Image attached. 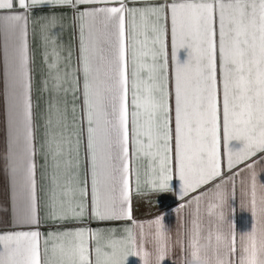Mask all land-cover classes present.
<instances>
[{
	"label": "snow or ice",
	"instance_id": "obj_1",
	"mask_svg": "<svg viewBox=\"0 0 264 264\" xmlns=\"http://www.w3.org/2000/svg\"><path fill=\"white\" fill-rule=\"evenodd\" d=\"M44 9L70 10L78 24L73 84L80 95L73 99L80 115L73 107L69 123L66 101L49 104L38 185L27 37L30 15ZM61 18L45 17V29ZM0 26L14 222L29 229L0 233V264H121L120 250L136 242L133 228L120 236L87 224L133 221V174L137 191L142 184L169 191L178 176L183 196L217 178L223 184L225 162L231 172L259 154L246 165L255 206L254 164L264 161V0H0ZM52 55L51 91L58 93L66 78L59 53ZM216 188L222 201L226 193ZM41 212L54 226L46 234L38 230ZM153 223L161 233V218ZM201 239L194 222L186 264H264V230L239 247L231 233H209L203 250ZM165 251L157 246L156 264Z\"/></svg>",
	"mask_w": 264,
	"mask_h": 264
},
{
	"label": "crops",
	"instance_id": "obj_2",
	"mask_svg": "<svg viewBox=\"0 0 264 264\" xmlns=\"http://www.w3.org/2000/svg\"><path fill=\"white\" fill-rule=\"evenodd\" d=\"M62 18L55 25H49L45 29L47 21L45 17L53 14L61 15ZM45 35L48 39L45 40ZM28 47H29V74L32 84V103L36 124V164L37 181L40 184L41 165L45 163L40 145L44 139L45 121L48 106L57 100L67 102L68 121L72 122V110L75 107L77 120L80 115V100L73 99L75 91L73 75L77 66L79 55V28L73 20L70 10L44 9L33 12L28 22ZM59 53L60 76L63 88L58 93L51 91L53 80L49 75L48 65L54 62L53 50ZM184 54L182 53V56ZM70 56V58H69ZM8 68L5 59V37L0 26V233L13 230H29L19 228L14 222L16 206V184L11 169L8 165V152L12 138V127L9 121L8 101ZM47 81V87H45ZM82 83V82H81ZM67 94L65 95V91ZM83 160V150H81ZM259 157L237 163L231 172H228L225 162L224 183L217 178L195 191H189L181 195V182L178 176H174L172 187L169 191H152L147 186L141 185L139 191L135 186V179L131 184V208L133 221L118 220L97 222L92 221L87 226L96 229H115L120 236L126 235L125 228H133L135 243H129L126 248L120 250L118 258L121 264H145L144 253L148 257L149 264H156V251L158 245L166 244V251L160 264H186L190 259L185 248L192 234L193 224L198 225L201 249L207 248L206 237L209 233L215 237L219 233L236 237L237 247L242 238L247 237L253 231L259 233L264 230V212L261 196L264 194V161L255 163V206L252 204L253 179L247 164L254 163ZM51 174V168L48 169ZM45 187L47 181L44 182ZM226 193L221 201L217 196L216 185ZM41 203L46 198L44 192H38ZM161 218L163 229L158 233L153 223ZM87 214L84 221L87 222ZM71 226V225H70ZM32 230H35L34 228ZM42 234L54 230L52 222L47 219L43 212L40 214L38 229ZM235 259V255L233 256ZM203 264V262H200Z\"/></svg>",
	"mask_w": 264,
	"mask_h": 264
}]
</instances>
